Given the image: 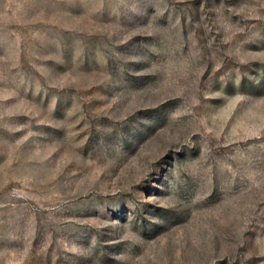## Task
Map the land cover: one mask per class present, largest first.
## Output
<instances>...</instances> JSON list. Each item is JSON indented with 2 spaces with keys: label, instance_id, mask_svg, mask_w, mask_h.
I'll use <instances>...</instances> for the list:
<instances>
[{
  "label": "rangeland",
  "instance_id": "1",
  "mask_svg": "<svg viewBox=\"0 0 264 264\" xmlns=\"http://www.w3.org/2000/svg\"><path fill=\"white\" fill-rule=\"evenodd\" d=\"M0 264H264V0H0Z\"/></svg>",
  "mask_w": 264,
  "mask_h": 264
}]
</instances>
